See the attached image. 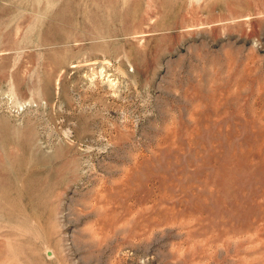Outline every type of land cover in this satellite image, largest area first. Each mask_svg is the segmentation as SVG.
Here are the masks:
<instances>
[{
    "label": "rangeland",
    "instance_id": "obj_1",
    "mask_svg": "<svg viewBox=\"0 0 264 264\" xmlns=\"http://www.w3.org/2000/svg\"><path fill=\"white\" fill-rule=\"evenodd\" d=\"M0 264H264V0H0Z\"/></svg>",
    "mask_w": 264,
    "mask_h": 264
}]
</instances>
